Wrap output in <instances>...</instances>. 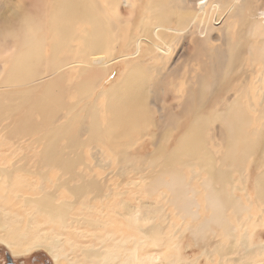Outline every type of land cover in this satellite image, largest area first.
Masks as SVG:
<instances>
[{"label": "rangeland", "instance_id": "1", "mask_svg": "<svg viewBox=\"0 0 264 264\" xmlns=\"http://www.w3.org/2000/svg\"><path fill=\"white\" fill-rule=\"evenodd\" d=\"M5 1L13 2V0H0L1 10L2 6L4 7L5 5ZM99 1L104 3L105 0ZM160 1L168 7L165 10L166 14L171 15L173 11H177L179 7L182 8L185 5L188 8L183 7L182 9L189 10V8H192L190 3L194 0ZM218 2L227 5L245 3L246 9L249 8V19L251 21L254 20L253 23L255 24H257L258 19L261 21L264 18V15H261L264 13V0H218ZM49 3L51 4V0H47L45 3V8L47 7L45 18L40 17L33 6H27L30 18L38 22L41 21L43 27L50 23L51 5ZM68 5L72 10H76L74 4L71 6L68 3ZM212 5L213 3L209 2L206 9H209ZM192 14L191 22L196 17L197 11L195 10ZM198 15L202 18H207L208 22L203 28L194 31L192 34L187 32L190 30L188 25H186V28L179 26L181 20L171 22L170 27L173 28V32L170 33L172 40L170 39L169 41L171 48L168 49L171 53L162 55L165 60L159 71H154L151 75L146 69L142 73L143 75L139 76L140 78L133 79L128 77L130 75L128 74L130 71L129 67L127 68V65L122 64L120 61L110 65V68L107 67L110 69L108 73L98 67L100 79L89 97L83 96L78 89V84H85V77H87L85 73L88 66L83 62L73 64L74 59L82 55L75 53L71 44L76 45V50L78 47L77 43L80 44V42L69 43L67 36L64 34V16L60 18L53 17L54 22L57 24L54 36L49 34L46 29L43 44H39V42L34 40V47L39 60L34 74H31L34 68L26 61L22 53V46L19 47L20 51L15 56L9 54L0 55V70L1 67L4 68L3 72L0 73V78H4V87L0 89L2 91L0 92V100L3 99L4 104L9 105L8 109H4V118L0 120V166L4 169V173H0V205L4 207V212L9 213V216L4 218V224H10L4 231L0 228V237L4 238V242L0 240V251L17 258L40 256L48 264H54L44 247L48 242L42 241L46 233H48V236L54 237L55 232H58L61 235L59 239L62 243L61 253L64 261L73 264H125V256L130 254L129 250H135L140 258L153 256L156 252V255L164 264H168L172 260L174 264H214L213 262L215 264L264 263V254L257 252V249L247 254H234L239 258L234 255L231 256L232 259H226L223 256H221L223 258L217 257V252H212V245H209L211 241H207L205 245L196 242L194 237H191L190 231H188L193 226L195 228L201 219L208 217L211 209L207 203H205L206 205L204 204V200H206L204 197L206 195L204 183L209 179V177L206 178L208 172L207 170L204 171V169H202L203 171L198 170V165L192 172L191 164L181 167L180 165L184 164L183 160L188 161L191 156L194 157V153H188L187 155L183 148H195L194 142L198 135L201 141L197 147L200 150L199 157H207L208 151L212 153L211 156L216 158L220 156L226 149V147L224 148L226 135L222 125L216 121V118H218L217 113L222 112L223 114L234 102L242 104L244 113L252 120L251 125L247 129L253 131L251 135L253 140L257 139V132H262L264 129L262 127L264 126L262 125L264 117H258V113L260 115L259 111L262 109L259 105L262 97L260 95L262 94L260 86H264V81L258 82L257 79L263 77L261 74L263 72L262 62L257 64L250 60L252 43H254L253 45H261L262 36L261 38L259 37L260 34L256 37L251 36L256 33L253 32L254 27L251 23H247L242 28L239 27L238 31L242 33L237 34L236 26H228L235 18H221V13L218 10H215L210 16L203 15L201 12ZM160 20L161 17L156 18L154 22L156 23ZM15 23L17 24V22ZM117 23L120 30L116 26L114 31L117 29L116 32L122 36L119 40L123 42L131 33L132 24L130 22L128 24ZM81 24L83 23L77 25L80 36L83 34L80 28ZM227 26L230 30H227ZM124 29L126 30L124 31ZM249 29L251 30L249 31ZM259 29L260 26L256 31L258 32ZM123 31L124 36L122 35ZM229 31L231 32L229 33ZM246 32L248 33L246 34ZM117 33L113 35L119 37ZM227 33L230 34L229 36L232 39L240 36V42L244 41V45L241 44V46H244L242 47L244 49L243 56L236 66L227 73L226 80L223 79L219 82L211 83V88L210 86L209 88H204L203 95L199 98L197 97L198 94L194 95L193 91H197L199 76L204 72L202 71L204 70V65L201 66L203 63L201 58H206L204 49L222 48L224 46L223 39H225L223 36ZM80 36L78 39H81ZM218 37H222V39ZM245 37L248 39L246 38V40ZM194 38L197 39L198 44L194 41ZM199 44H204L202 46L204 49H201L202 56L200 55L201 58H198V61L193 57L184 56L190 51H195V47L197 48ZM49 46L54 50L51 55L59 59V63H56L58 64L57 67H55L56 64L50 65L49 62L43 59L51 56ZM43 47L44 54L41 53V48ZM191 47H194V49ZM7 48L13 50L11 42L8 43ZM145 49L146 46L141 48L142 56L150 57L151 54L145 53ZM151 51L153 52V48ZM63 63L64 65H60ZM151 63L154 65L155 62ZM145 66L146 63H140L134 65L133 68L136 67L135 70H142ZM20 67L23 70V76L20 74ZM147 72H149V76ZM137 80H139L140 84L134 83ZM208 82L211 81L208 79ZM46 86L52 93L51 102L50 91L45 89ZM132 89H135L139 94L146 95L141 112L143 113L146 110L149 113L150 118H146L145 121L148 124L137 130L126 129L128 132L127 138H124L125 140L121 139L125 141V144L122 145L123 142H121V144L112 146L109 139L108 141H103V138L96 135V128H100L98 124L94 125L96 128L92 126L93 129L95 128L94 132H90L88 126L94 116L96 121L100 118L101 127L105 126L112 117L110 111L118 110L124 104L127 95L122 92L125 93L126 90L130 91ZM26 91L29 92L28 96ZM249 98H253L252 102L254 101L253 104H257V107L255 105L251 106L252 102ZM198 106H201V108L199 109ZM91 108H94L93 111L97 110L98 114L96 112L95 114ZM159 108H162V111ZM252 108L259 109V111ZM25 113L29 116H26ZM75 114H79L81 118H76ZM195 116L197 119L199 117L202 118V122L195 120ZM193 122L199 123L200 126L195 131L191 128ZM13 123H15L14 130L19 131L16 134L10 131ZM121 131L124 132V130ZM196 131L198 132L196 133ZM120 147L128 153L126 154L130 158L134 159L133 164L136 163L138 165L140 163L136 159H142L141 163L144 162V164L148 165L152 160L155 161L151 163L159 162V160L164 162L166 155V159L170 157V160L177 161L173 163H176V167L179 166V171L182 170V173H180V177L171 179L172 174L169 171L162 174V171L156 170L159 169L158 165H154L157 168H151L149 165V170L151 171L149 178L151 176L156 178L157 172L163 175H161V179L156 184H150L149 178L147 176L144 177L146 173L144 175L142 173H134L129 169V165L126 170H123L126 162H120V158H122V152H119ZM46 149H54L57 152V156L48 155L45 152ZM256 154L258 155L245 157L242 154L243 159H241L240 165L243 175H240L238 171H235L234 174V177L236 176L235 178H237L236 185H242L244 188V190H237L240 195L242 194L245 205L252 202L251 200L255 197L256 173L264 172V154H259V149L256 150ZM103 160L109 165L104 167ZM179 160L183 161V163L180 162L178 165ZM131 162L130 159H127L128 164ZM254 162L257 165L259 164L256 170L255 166H253ZM136 164L134 165L135 167H137ZM243 167L245 168L244 171ZM118 168L122 169L124 173L122 176L117 174ZM195 171L197 172L193 173ZM244 176L247 180H245ZM164 179H167V182H174L183 186L188 184L189 188L186 194L189 197V205L192 209L196 208L197 213L201 214L200 218L194 214L189 216L187 212L176 209L175 205L169 202L171 192L165 186ZM41 185L45 189H41ZM242 187L239 188L241 189ZM249 192L250 194H248ZM163 193L166 194L165 198ZM192 193H194V199L190 198ZM245 193L249 198L246 197ZM42 198H52L54 203L57 202L56 204L63 201L67 202L66 200H68L71 207L69 206L66 210V224H50L46 216L34 212L36 204L32 202ZM191 202L194 204L193 206ZM142 204H150L149 206L151 207ZM129 206L131 210H129ZM250 206H253L250 209L254 216L256 215L255 217L258 215L264 216L261 203L250 204ZM141 207L143 208L141 209ZM145 207L152 210L155 207H161L163 210L160 209V211L151 213V211L145 212ZM138 208L144 213H131L134 211L133 209ZM137 216L139 218L146 216L149 218V223H156L161 226L162 230H160V233L162 237L159 241L152 242L149 236L144 235L137 228L135 223H141L140 219L136 218ZM229 216L232 217L231 215ZM88 218L91 221H87ZM252 222H254V217L251 219ZM190 226L192 227L190 228ZM252 230L253 227L250 226L249 231L252 232ZM261 230L264 232V229ZM8 232L10 233L8 234ZM208 236H210V231ZM7 242L25 244L19 243L21 247L31 246L34 242L42 243L43 245L33 247L26 253L12 255ZM207 247L209 248L205 249ZM90 249L99 250L101 255L96 257L90 252ZM214 258L218 260L220 258L221 262ZM110 259L113 260L110 261ZM222 259H224L223 262ZM127 264L133 263L127 262Z\"/></svg>", "mask_w": 264, "mask_h": 264}, {"label": "bare ground", "instance_id": "2", "mask_svg": "<svg viewBox=\"0 0 264 264\" xmlns=\"http://www.w3.org/2000/svg\"><path fill=\"white\" fill-rule=\"evenodd\" d=\"M232 1H235V0H232ZM46 2L47 0H13V2L12 1L4 2L5 3L4 7L2 6V10L0 9V13H2V15H0V55L3 56L6 54H9L11 56H15V54H17L18 51H20L19 47L22 46L23 47L22 53L24 54L26 61L29 62L34 68L31 74H34L36 70V66L39 64L37 51H36V48L34 47V40L39 42V44H43V38H45L44 34H45L46 29L49 31V34H52L54 36V32L57 27V24L54 22L53 17L56 16V18H60L61 16H64L63 18L64 34L65 36H67L69 43L80 42V44L77 43L78 47L76 48V50H75L76 45L71 44L72 49L75 51V53L82 55L79 58L77 56V58L74 59L73 64H78L80 62H83L86 66H88L86 67L85 75H87V77H85V80H86L84 81L85 84H78V89L82 93L83 96H88V97L91 96L92 91L96 88L97 86L96 84L99 82V79H100L99 68L105 71L106 73H108L110 71L109 69L111 67L110 65H112L116 61H120L122 64L127 65V68L129 67L130 71L128 72V74L130 75H128V77H131L133 79H138L139 76L141 77L143 75L142 73H144L146 69L147 71L150 72L151 75L154 71H159V69H161V67L163 66V63L165 60V58H163L162 55H167L171 53V51L168 50L171 48V45L169 44V41L171 39L170 33L173 32V28L170 27L171 22H173L174 20H177V21L181 20L179 22V26L181 27L184 26L186 28V25H188L190 30L187 32L192 34L194 31H198L201 28H203L208 22L207 18H202L198 14H200L201 12L203 15L210 16L215 12V10H218L221 13V18H225V17L235 18L229 23L230 24L228 25L229 27L236 26L237 31H238L239 27L242 28L247 23H251L254 27L253 32H256L255 34H252L251 36L256 37L259 34H260L259 35L260 38L262 36L261 45H253L254 43L250 41L252 43V46L250 45L251 46L250 60L253 63H257V64L258 62H262L263 72L261 74L263 77H259L257 81L258 82L264 81V18L261 19V21L260 19H258L257 24L253 23L254 20L251 21L249 19V8L246 9L245 3L238 4V5L236 3H233L232 5H227V4L218 2V0H194L190 3L192 8H189V10L188 9L183 10L182 9L184 7L183 6L182 8L179 7L177 11L175 10L176 12L171 11L172 14L168 15L165 12V10L168 9L167 5L162 3L160 0H105L104 3H101L99 0H51V4L49 3L51 5L50 6L51 7L50 8L51 9L50 23H47V26L43 27V24L41 21L38 22L30 18V12L27 6L28 5L33 6L37 14L40 17L45 18L46 8H47V7L45 8ZM209 2H212L213 5L209 9H206ZM68 3H70L71 6L74 4L76 6V10H72L69 7ZM172 6L174 7V5ZM186 7L188 8V6L185 5L184 8ZM190 9H192V11H190ZM195 10L197 11V14H196V17L191 22L190 19L193 15L192 13H194ZM261 15H264V13H262ZM159 17H161V20L158 21L159 23L158 22L155 23L154 22L155 19ZM15 22H17V24ZM117 22H119L120 24L121 23L128 24L130 22L132 24L131 33L129 32L130 34L128 35V37L126 36L127 38H125L126 40L124 39L123 42L119 40L120 37L122 36L116 32L117 29L120 30V28H118ZM80 23H83L81 24V27H80L83 31V34L81 36L77 28V25H79ZM116 26H117V29L116 31H114V28ZM259 26H260V29L257 32L256 29H258ZM177 27H178V24H177ZM229 27L227 30H230ZM125 30L126 29H124V31ZM250 30L251 29H249V31ZM124 31L122 32V35ZM230 32L231 31H229V33ZM240 32L241 31H238L237 34H239ZM115 33H117L119 37L114 36L113 34ZM229 33L226 34L227 36L226 35L223 36L225 39H223L224 46H222V48L218 49L216 47L215 49V47H213L212 49L210 48L204 49L202 47L204 44H199L197 48L194 46L195 51L193 52L190 51V53H187L184 55L185 57L187 56L188 58L193 57L194 59H197L198 61V58H201L200 57L201 49H204V54L206 58H203V59L201 58V60L203 61L201 66L204 65L203 66L204 70L202 71L204 72L199 76V85H198V88L196 89L197 91H193L194 95L198 94L197 97L199 98L202 97L204 88H209V86L211 88V85H210L211 83L216 82V81L219 82L220 80L225 79L227 76V73L231 71V69H233L234 66H236V64L239 62V60L243 56L242 54H243L244 49H242V47L244 46H241V44L244 45L243 44L244 41L242 43L240 42L241 41L240 36H237L236 39L234 38L235 40L232 39V37L229 36L230 35ZM247 33L248 32H246V34ZM79 36L81 39H78ZM218 38L222 39V37H218ZM246 38L247 37H245V39ZM196 40L197 39L194 38V41ZM257 41L259 40L257 39ZM9 42H11V44L13 45V50H10L7 48V45ZM197 42L198 41H196V43ZM197 44H194V45H197ZM112 46H113V50H112ZM143 46H146L145 53H148V54L150 53L151 54L150 57L149 56L147 57L145 55L142 56L141 48H143ZM44 47L41 48L42 54H44ZM194 47L193 48L191 47V48L194 49ZM152 48H153V52L151 51ZM130 49L132 50L129 52ZM53 52L54 50L50 47V55ZM43 59L49 62L50 65L59 63V59L54 55L49 56V58L47 59L46 57ZM151 62H155L154 65ZM140 63H146V66L142 70L141 69L135 70L136 67L133 68V66L138 65ZM57 65L58 64H56L55 67H57ZM60 65H64V63ZM2 70H4L3 67H1L0 73L3 72ZM19 70H20V74L23 76L22 68L20 67ZM211 70L212 72H210ZM149 72H147L148 76L150 75ZM211 73L215 75L212 74L213 75L212 76ZM13 77H16V76H13ZM208 79L211 82H208ZM134 83H139V80L135 81ZM116 85L118 84L116 83ZM3 87H4V78L2 79L0 78V89H2ZM260 88L262 89V94H260L262 95V97H261V100L259 101V105L262 107V109L260 111L259 109H255V108H252V109L259 111L260 115L258 113V117L261 118V117H264V86L263 87L260 86ZM45 89L47 91H50L48 89V86H46ZM122 93L127 95L126 99L124 100V104L121 105L118 110L110 111L112 114V117L108 120V123L105 126L101 127L100 118H98V121H96V118H94L95 116L93 117V115H92L93 120H91V123L88 126V129L90 130V132H92L96 128L94 125L98 124L100 128H96L97 134L96 133L95 134L99 136L100 138H103L104 139L103 141H108L109 139L110 142L112 143V146H115L116 144H121V142H123L122 145L125 144V141H122L121 139L127 138V135H128L127 130H131V129L137 130L139 128L144 127L145 125L148 124L145 122L146 118L147 119L150 118V115L146 110L143 113L141 112V107L144 106V100H145L144 97H146V95L142 93L139 94V92H137L135 89H132L130 91L126 90L125 93L124 92ZM26 95L28 96L29 92L26 91ZM49 95H50V102H51V95H52L51 91L49 92ZM116 98H117V94H116ZM252 99H250L251 102H252ZM92 101H95V100H92ZM253 103L254 101L251 103L252 107L253 105L255 106L257 105ZM89 107L91 106L89 105ZM89 107L88 109H90ZM8 108H9V105L7 104L5 105L3 99L0 100V120L4 118V109H8ZM198 108L200 109L201 106H198ZM91 109L93 111L94 108H91ZM159 109L162 111V108H159ZM93 112L94 113L96 112L98 114L97 110ZM25 114L26 116H29L27 113ZM217 115H218V118H216L217 119L216 121H218L222 125L223 129L225 130L224 132L226 135L225 136L226 141H224L226 142L224 146V148L226 147V149L220 156H218L217 158L215 156H211L212 153L208 151L209 154H207L208 155L207 157H199L198 154L200 150L197 149V147L201 141L198 135L196 136V139L194 142L195 148H192V147L183 148L184 152L187 155L188 153L190 154L194 153L193 154L194 157L191 156V158L188 159V161L183 160L184 164L180 165L181 167L184 165L191 164L192 165L191 172H192L196 169V166L198 165V168H199L198 170L204 169V171L207 170L208 172V176H206V173H205L206 178L209 177V179L207 182L204 183V187L206 188V195L204 196L206 200H204L205 201L204 204L207 203V205L211 209V210L209 209L211 213L210 215H208V217L201 219L195 228L192 225L194 229L191 228L192 226H190L191 229L189 228L190 230L188 231H190L191 237L192 238L194 237L196 242L203 243L205 245L207 241H211L210 242L211 244L209 245H212V252L213 251L214 253L215 251L217 252V255H216L217 257L223 256L226 259L228 258L232 259L231 256L236 253H240V254L246 253L247 254L248 252L253 251L254 249H257V252L259 251V253L264 254V238H263L264 232L263 230H261V229H264V216H260L257 214L258 216L255 217L256 215L254 216V213L250 209L253 207V206L251 207L250 204L261 203L263 205V210H264V172L256 173L255 186H254L255 188L253 187L255 189V195H254L255 197L254 199L251 200L252 202H250L248 205H245V201L243 200V197L241 196L242 194L240 195L238 191V190H244V188L240 184H239L240 186L236 185L237 178H235L236 176L234 177L235 171H238L240 175L242 174V171H241L242 169L240 165V161L241 159H243L242 154L244 155V157L250 156V155L257 156L258 155L256 154L257 149H259V154L261 155L264 154V129L262 128L263 129L262 132L258 131L257 139L253 140V138L251 137L253 131H249L247 129L249 125H251L252 120H250V117L244 113L242 104L240 105L238 102H234L233 105L228 107L227 110L223 112V114L221 112L219 114L217 113ZM75 116L76 118H81L79 114H75ZM195 120H197L198 122H202V118L200 117L198 119L196 118ZM262 125H264V122L262 123ZM92 126L95 128L93 129ZM199 127H200L199 123L193 122V125H191V128L193 129V131H195ZM11 128L12 129L10 131H13L15 134L19 132L18 130H14L15 123H13ZM121 130H124V132ZM197 132L198 131H196V133ZM219 139L223 140L222 138H219ZM196 150H197V154H196ZM120 151L122 152V156H121L122 158H120V162L122 161L126 162L125 166H123V170H126V168L129 165L130 166L129 169H131L134 173H142V175L146 173L144 177L147 176V178H149L148 176L151 174V171L149 170L150 166L151 168L152 167L157 168L154 165L159 166V169H156V170L162 171V174L167 173L169 171L172 174L171 179L180 177V173H182L181 172L182 170L179 171L180 169L179 166H177L178 167L177 168L175 166L176 163H173L177 161L170 160V157L169 159H166L167 158L166 155H165L166 160L164 159V162H160L159 160V162L151 163L152 161H155L151 159L152 161L149 163L150 166L146 163L144 164V162L141 163L143 161L142 159H136V161L138 162L140 161L141 164L139 163L137 165L134 162L137 165V167H135L134 166L135 164H133L134 159L130 158V156L127 155L128 153L125 152V150L121 147L119 148V152ZM45 152L48 155L57 156V152L54 149H46ZM124 153H125V156H124ZM174 154L172 155L174 156ZM127 159H130L132 162L128 164ZM183 161L181 162L179 160L177 164L179 165V163L180 162L183 163ZM103 163H104V167L109 165L104 160H103ZM147 165L149 166V168ZM258 165L256 162H254L253 166H255V170L258 167ZM247 166L245 167L248 168ZM244 170L245 168L243 169V171ZM117 171H118L117 174L120 176L124 174L122 172V169L120 168H118ZM196 172L197 171L193 173H196ZM0 173H4V169L2 168V166H0ZM162 174L160 172H157L156 178H153L151 176L149 178V183L156 184L161 179ZM164 180L166 184L165 186L168 187L169 191L171 192V195H170L171 197L169 199V202L173 203L176 209L187 212L189 216H193L194 214L197 217L199 216L200 218L201 214L197 213L196 208L194 207L195 209L194 208L192 209V207L189 205L190 203L189 197L186 194L189 188L188 184L187 186H183L178 183L167 182V179H164ZM245 180H247V178H245ZM40 187L41 189H45L43 188L42 185ZM239 187H242V188L240 189ZM248 194H250V192ZM163 196L165 198L166 194L163 193ZM246 197H248V195H246ZM190 198L194 199V193H192V196ZM66 201L67 202L63 201L61 203L59 202V204H56L57 202L54 203V199L52 198H42L38 201L34 200L32 203L36 204V208H34V212L40 213L46 216L50 224L53 223L54 225L56 224L64 225L66 224V220H67L65 216L66 210L70 206L68 200ZM142 205L151 207L149 206L150 204H142ZM191 205L193 206L194 204H192L191 202ZM196 205L198 206V204ZM84 206L86 208H89L87 205H84ZM148 207H145V209L147 210V211L145 210V212L151 211V213H153L154 211H160V209H162L161 207H155L154 210H152L151 208H148ZM142 208L143 207H141V209ZM141 209L139 208L133 209L134 211L132 212L130 211V212L134 214H143L144 212H142ZM129 210H131L130 206H129ZM228 210H229V214H228ZM229 215H231L232 217H230ZM8 216H9V213L4 212V207L0 205V228L2 231H4V229L10 225V224H4V218H7ZM253 217H254V222L251 223V219ZM136 218L140 219L141 221V223L139 224L135 223L137 228L144 235L149 236L152 242L154 241L156 242L161 239L162 234L160 233V230H162V228L159 224L149 223L148 222L149 218L146 216H141L140 218L137 216ZM87 221H91V220L88 218ZM28 222L30 221L28 220ZM250 226L253 227L252 232L249 231ZM176 229H177V226H176ZM209 231H210V236H208ZM9 233L10 232H8V234ZM60 236L61 235L58 232H55L54 237L48 236V233H46L44 236L45 238L42 242H48V244H46L44 247L46 248L47 252L52 258L54 264H70L71 262H67V261L65 262L64 257L62 256V253H61L62 243L60 242V239H59ZM0 240L4 242L3 237H0ZM19 243L18 242L17 243L7 242L12 255L26 253L30 251L33 247H40L43 245L42 243L34 242V244H32L31 246L21 247L20 244L22 245H25V244L23 243L19 244ZM208 248L209 247L205 249H208ZM129 251H130V254L125 256V264H127V262H132L133 264H164L163 262H161L160 258L156 255L157 254L156 252L155 254H153V256L140 258L137 255L135 250H132V251L129 250ZM90 252L94 254L96 257H99L101 255L99 250L90 249ZM236 258H239V257H236ZM112 260L113 259H110V261ZM219 260L218 261L221 262L220 258ZM223 261L224 259H222V262ZM173 262H174L173 260L169 261L168 264H174ZM213 263L215 264V262ZM227 263H230V262H227ZM239 264H242V263H239Z\"/></svg>", "mask_w": 264, "mask_h": 264}, {"label": "flooded vegetation", "instance_id": "3", "mask_svg": "<svg viewBox=\"0 0 264 264\" xmlns=\"http://www.w3.org/2000/svg\"><path fill=\"white\" fill-rule=\"evenodd\" d=\"M0 264H48L40 256H31L30 258H17L10 254H4L0 251Z\"/></svg>", "mask_w": 264, "mask_h": 264}]
</instances>
